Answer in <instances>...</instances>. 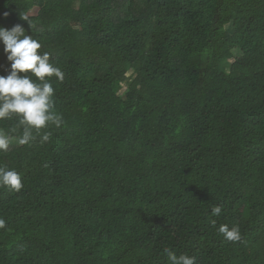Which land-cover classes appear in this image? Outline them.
I'll return each instance as SVG.
<instances>
[{
  "label": "trees",
  "instance_id": "16d2710c",
  "mask_svg": "<svg viewBox=\"0 0 264 264\" xmlns=\"http://www.w3.org/2000/svg\"><path fill=\"white\" fill-rule=\"evenodd\" d=\"M17 24L64 123L0 151V264H264V0H0Z\"/></svg>",
  "mask_w": 264,
  "mask_h": 264
},
{
  "label": "clouds",
  "instance_id": "9594fccd",
  "mask_svg": "<svg viewBox=\"0 0 264 264\" xmlns=\"http://www.w3.org/2000/svg\"><path fill=\"white\" fill-rule=\"evenodd\" d=\"M33 27L28 16L21 17ZM0 42L9 62L6 75H0V120L16 118V127L11 132L0 130V151L7 152L10 145H26L39 136L40 141L50 139L49 132L41 131L49 126L59 128L64 123L61 114L55 111L54 88L51 77L64 80V72L50 62V53H40L42 45L25 28L17 24L10 30L0 27ZM19 132L18 135H13ZM0 187L10 192H19L23 188L20 174L14 169L0 166ZM222 206L211 209L212 216H219ZM215 227V221H212ZM6 222L0 218V229ZM217 232L230 242L240 240V228L221 224ZM168 264H196L195 257L186 253L177 255L169 248L164 249Z\"/></svg>",
  "mask_w": 264,
  "mask_h": 264
},
{
  "label": "rangeland",
  "instance_id": "374dc122",
  "mask_svg": "<svg viewBox=\"0 0 264 264\" xmlns=\"http://www.w3.org/2000/svg\"><path fill=\"white\" fill-rule=\"evenodd\" d=\"M231 62H232V61H229V63H231ZM129 75H130V74H129ZM130 78H132V77L130 76ZM130 81H131V79H129L128 82H124V83L121 84V87H120V89H119V92H120V93L124 94V93L126 92V89H127V88H126V84L129 83Z\"/></svg>",
  "mask_w": 264,
  "mask_h": 264
}]
</instances>
